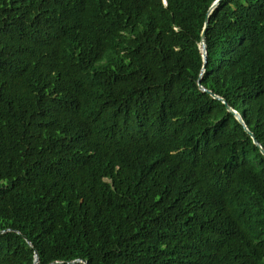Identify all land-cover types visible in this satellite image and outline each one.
Masks as SVG:
<instances>
[{
    "label": "trees",
    "instance_id": "16d2710c",
    "mask_svg": "<svg viewBox=\"0 0 264 264\" xmlns=\"http://www.w3.org/2000/svg\"><path fill=\"white\" fill-rule=\"evenodd\" d=\"M0 0V264H264V0ZM36 253L37 261L33 263Z\"/></svg>",
    "mask_w": 264,
    "mask_h": 264
},
{
    "label": "water",
    "instance_id": "95a60500",
    "mask_svg": "<svg viewBox=\"0 0 264 264\" xmlns=\"http://www.w3.org/2000/svg\"><path fill=\"white\" fill-rule=\"evenodd\" d=\"M219 0H213L212 3L209 5L207 11H206V16L204 18V22H203V26H202V29H201V32H200V37H199V42H198V49H199V52H200V55H201V58H202V66H201V69H200V74H199V77L197 79V85L199 87V89L201 91H206L212 98H215V99H219L222 103L225 104V101L224 99H222L221 97L213 94L212 92H210L209 90H206L205 88H203L201 85H200V82H199V79H200V75L201 73L203 72V69H204V64H205V61H206V58H205V55H206V51H205V41H204V32H205V29H206V25H207V16L208 14L211 12V10L217 5ZM225 109L230 112L234 118L237 120V122L243 127L244 131L248 134V136L251 138V141L252 143L257 146L259 148V151L262 155H264V149H262L260 147V145L258 144V142L256 141V139L254 138L253 134L246 128L242 118L240 117V115L234 110L232 109L231 107H229L228 105L225 104ZM37 261V255L36 253H34L33 255V263H36ZM85 264V262H84Z\"/></svg>",
    "mask_w": 264,
    "mask_h": 264
}]
</instances>
